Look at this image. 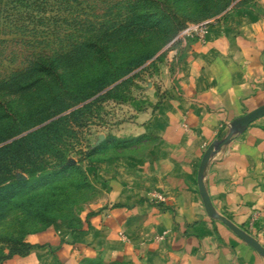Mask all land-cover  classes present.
<instances>
[{
    "label": "crops",
    "instance_id": "obj_1",
    "mask_svg": "<svg viewBox=\"0 0 264 264\" xmlns=\"http://www.w3.org/2000/svg\"><path fill=\"white\" fill-rule=\"evenodd\" d=\"M180 45L146 81V105L118 109L117 140L86 165L99 196L80 227L31 234L40 247L0 264H264L207 214L197 181L209 144L264 104V0L227 11L204 40L186 35ZM202 178L216 214L264 247V115L211 153ZM150 190L166 201H148Z\"/></svg>",
    "mask_w": 264,
    "mask_h": 264
},
{
    "label": "rangeland",
    "instance_id": "obj_2",
    "mask_svg": "<svg viewBox=\"0 0 264 264\" xmlns=\"http://www.w3.org/2000/svg\"><path fill=\"white\" fill-rule=\"evenodd\" d=\"M255 1L220 0L213 12L227 3L228 6L207 18L198 14H178L177 19H171L169 22L150 21L148 27L140 33L130 32L133 41L127 48H120L113 61L116 60L118 63L120 57L131 59L138 58L141 54L148 56L134 70L140 74L130 84V99L124 103L106 100L91 106L89 111L82 115L81 124L74 121L68 123L67 131L63 132L61 140H58L59 147L54 146L55 151L51 145L52 152L40 153L44 171L36 176H29L21 171L15 173L17 178L30 181L32 184L28 185V189L23 188L21 193L12 199L4 208V213L0 211V254L7 251L9 246L7 238L26 239L29 235L49 227L57 228L55 223L73 229L79 228L85 209L99 196V192L86 174V165L100 154L111 140H117L111 133V125L119 120L118 109L120 111L127 105L134 109L146 105V100L143 99L146 81L168 62L172 56V52L169 51L177 48L179 53L180 44L184 42L186 36L182 32L188 26L202 22L209 24L231 9L251 8ZM132 3L133 0H56V7L46 12L22 11L16 24L0 19V80L7 79L14 72L24 70L36 57L68 52L94 35L105 34L109 22H116L130 14L126 6ZM64 6H70V11L64 10ZM137 35H144V41H136ZM90 62L89 54L85 53L79 64L80 69L83 71L89 69ZM68 65L70 70L77 67L74 60H69ZM41 94L40 90L20 93V99L15 105L16 113L10 111L8 107L0 111V124L13 125L20 119L26 120L29 116L28 104L39 101ZM42 125L44 122L3 140L0 146ZM2 127L0 126V130ZM88 152L91 154L88 155ZM61 158L67 163L60 160V163L63 162L64 170L54 175L53 171L61 168L56 166L60 164L57 161Z\"/></svg>",
    "mask_w": 264,
    "mask_h": 264
},
{
    "label": "trees",
    "instance_id": "obj_3",
    "mask_svg": "<svg viewBox=\"0 0 264 264\" xmlns=\"http://www.w3.org/2000/svg\"><path fill=\"white\" fill-rule=\"evenodd\" d=\"M219 1L133 0L132 4L126 6L130 14L116 22H109L105 34L94 35L68 52L36 57L24 70L14 72L7 79L0 80V111L8 107L10 111L15 112L20 93L35 90L42 93L39 101L28 104L29 116L26 120L20 119L13 125L0 124L3 126L0 130V142L44 122V125L37 129L0 146L1 213H4V208L23 188L28 189V185L32 184L30 181L17 178L15 173L21 171L29 176H36L44 171L40 153L52 152L51 145L53 148L59 147L58 140H61V135L67 131L69 122L81 124L82 115L89 111L91 106L103 101L128 102L131 95L130 84L140 74L134 70L148 58L141 54L138 58L120 57L118 63L116 60L113 61L118 50L122 47L127 48L133 41L130 32L140 33L148 27L150 21L169 22L171 19H177L178 14H198L207 18L228 6L227 3L213 12ZM55 3L56 0H0V19L16 24L22 11L46 12L56 7ZM63 9L70 11V6H64ZM143 36L137 35L135 40L144 41ZM85 53L89 54L91 62L89 69L83 71L79 64ZM69 60H74L77 65L75 69L68 68ZM126 75L129 76L122 79ZM120 79L122 80L118 81ZM71 108L74 109L70 110ZM8 118L11 119L9 116ZM90 154L91 152H88V155ZM60 160L63 159L57 162L60 163ZM63 161L67 163L66 160ZM56 166L61 168L54 170L52 173L54 175L64 170L63 162ZM55 225L57 228L64 226L59 223ZM6 241L9 246L6 252L0 254V263L15 255L24 256L30 249L41 246L32 244L25 238H7Z\"/></svg>",
    "mask_w": 264,
    "mask_h": 264
},
{
    "label": "water",
    "instance_id": "obj_4",
    "mask_svg": "<svg viewBox=\"0 0 264 264\" xmlns=\"http://www.w3.org/2000/svg\"><path fill=\"white\" fill-rule=\"evenodd\" d=\"M264 115V104L254 108L253 110L245 113L244 115L235 118L231 122V126L227 134L220 140H215L212 143L209 144V146L204 151L199 167H198V173H197V181H198V189L200 192V195L202 197V201L205 207V210L207 214L214 216L221 220L226 226H228L234 233H236L240 238H242L245 242H247L249 245H251L259 254H261L264 257V247L260 244L258 240H256L253 236L239 228L238 226L234 225L232 222H230L227 218L222 217L213 210L212 204L209 198V195L205 189L204 182H203V172L208 164L209 158L211 153L214 150H217L221 148L224 144H226L232 137L233 133L235 131L241 130L242 128H245L248 126L251 122L256 120L257 118Z\"/></svg>",
    "mask_w": 264,
    "mask_h": 264
},
{
    "label": "built area",
    "instance_id": "obj_5",
    "mask_svg": "<svg viewBox=\"0 0 264 264\" xmlns=\"http://www.w3.org/2000/svg\"><path fill=\"white\" fill-rule=\"evenodd\" d=\"M207 29H208V23L202 22L199 24H192V25L188 26L182 32V34H185L188 36H195L198 39L204 40L206 33H207ZM147 199H148V201H150L151 203H154V204H161V203H164L166 201V197L164 196V194H162L158 190H150L147 193ZM158 238L161 239L162 236H159Z\"/></svg>",
    "mask_w": 264,
    "mask_h": 264
}]
</instances>
